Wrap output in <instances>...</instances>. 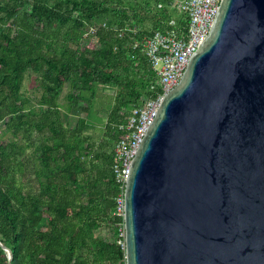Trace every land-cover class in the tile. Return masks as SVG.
<instances>
[{"label":"trees","instance_id":"1","mask_svg":"<svg viewBox=\"0 0 264 264\" xmlns=\"http://www.w3.org/2000/svg\"><path fill=\"white\" fill-rule=\"evenodd\" d=\"M174 1L0 0V122L13 136L0 142V242L11 264H126L114 215L117 127L162 89L148 58L115 29L136 28L141 41L173 19L186 26ZM91 27L99 30L82 47ZM28 72L41 91L35 105L23 92ZM100 87L113 95L101 99ZM0 264H9L1 246Z\"/></svg>","mask_w":264,"mask_h":264},{"label":"water","instance_id":"2","mask_svg":"<svg viewBox=\"0 0 264 264\" xmlns=\"http://www.w3.org/2000/svg\"><path fill=\"white\" fill-rule=\"evenodd\" d=\"M123 209L126 264H264V0L220 1L138 143Z\"/></svg>","mask_w":264,"mask_h":264},{"label":"built area","instance_id":"3","mask_svg":"<svg viewBox=\"0 0 264 264\" xmlns=\"http://www.w3.org/2000/svg\"><path fill=\"white\" fill-rule=\"evenodd\" d=\"M221 0H179V8L186 18V26H181L176 20H171L168 28L154 32L143 40L135 39L136 28L115 29L119 38L129 39L133 49H139L144 54L159 79L162 93L155 99L146 101L143 105H134L123 112L124 119L118 125V139L113 148L112 171L119 194L116 198L114 215L124 217L123 190L127 177L129 163L138 143L153 119L154 113L164 94L175 87L185 71L187 61L196 45L208 35L213 17ZM103 24L102 27H105ZM97 27H91L85 33L84 39L95 35ZM118 244L124 246V226L120 228Z\"/></svg>","mask_w":264,"mask_h":264},{"label":"rangeland","instance_id":"4","mask_svg":"<svg viewBox=\"0 0 264 264\" xmlns=\"http://www.w3.org/2000/svg\"><path fill=\"white\" fill-rule=\"evenodd\" d=\"M179 3L177 1H174L173 5L178 4V6H179ZM88 43H89V39H84L82 41V47H85ZM68 91H69V87L66 86L64 88L63 92L61 93L60 97H59V103L63 107V110H66V106L68 105V100L66 98ZM23 92L32 99V101H33L32 105H35L37 103V99L39 98L41 91L38 87V83L36 81V75L35 74H33L31 72L27 73L25 81H24ZM113 93H114V91L110 88L102 89L100 87L99 96L101 99H104L103 96L113 95ZM100 98H98V102L102 101ZM36 108H37V106H36ZM94 108L96 109L97 105H95ZM98 120H100L99 123H98ZM6 121L7 120H5L4 122H0V142L1 143H5V142H7L13 138L11 131L6 126ZM76 121H77V118L74 115H69L67 117V125L69 127H74ZM94 121L97 122L96 124L98 126H102L106 121V115L104 113H101L98 115V117L94 118ZM89 133H91V131ZM94 137L96 140L100 139V136L97 135V133H94ZM19 140H21V137ZM100 234H102L108 240L113 239L112 234L108 233L107 230H102V232H100Z\"/></svg>","mask_w":264,"mask_h":264}]
</instances>
